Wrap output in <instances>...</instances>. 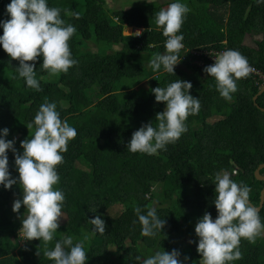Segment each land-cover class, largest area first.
Returning <instances> with one entry per match:
<instances>
[{
	"label": "trees",
	"instance_id": "1",
	"mask_svg": "<svg viewBox=\"0 0 264 264\" xmlns=\"http://www.w3.org/2000/svg\"><path fill=\"white\" fill-rule=\"evenodd\" d=\"M108 1L114 0H48L50 7L61 10L66 24L76 28L68 43L77 63L66 73L40 80L41 91L26 85L16 71L19 61L0 46V129L10 130L7 139H14L22 153L20 142L31 138L26 124L46 100L56 102L61 119L77 130L57 165L60 180L54 188L64 193V217L52 241L23 240L19 217L25 208L19 214L12 210L14 200L23 198L22 187L0 186V264H54L43 252L67 235L74 242L90 236L85 241L86 264H143L157 251L173 249L181 253L183 264H199L197 243L190 241L198 242L195 225L206 211L217 216L212 203L216 173L227 171L234 181L248 185L250 201L260 204L264 181L256 178L255 170L264 163V111L253 99L261 89L253 75L238 79V90L226 100L215 79L203 71L206 66L182 59L187 55L183 49L176 75L162 67L153 72L148 62L165 52L166 40L154 13L164 6L145 1L118 9L109 7ZM10 2L0 0V20L10 19L6 13ZM182 2L191 9L181 28L186 48L237 50L264 71V3ZM128 27L142 31L127 35ZM248 35L261 39L249 46ZM28 63H35L38 80L48 77L42 57ZM178 79L191 82L190 94L200 100L198 112L186 120L187 132L156 155L127 151L132 133L145 123L156 126V114L165 108L150 89ZM257 103L264 108V92ZM8 157L9 170L18 177L11 150ZM137 206L145 214L156 207L166 221L162 234L141 235ZM96 216L104 219L106 229L93 236L89 219ZM260 217L264 222V205ZM239 250L240 259L230 264H264V233L255 242L242 238Z\"/></svg>",
	"mask_w": 264,
	"mask_h": 264
},
{
	"label": "clouds",
	"instance_id": "2",
	"mask_svg": "<svg viewBox=\"0 0 264 264\" xmlns=\"http://www.w3.org/2000/svg\"><path fill=\"white\" fill-rule=\"evenodd\" d=\"M256 2L264 3V0ZM147 3L155 4L156 0H147ZM190 11L182 0H171L166 8L154 13L155 24L162 29L166 40L165 52L154 54L148 62L153 72H158L162 67L165 72L175 74V66L181 60L179 52L184 47L181 28ZM60 12L59 8L50 7L48 0H11L6 5L10 19L0 20V28L3 29L0 46L13 60L19 61L16 67L19 77L29 88L37 91L42 90L40 80L66 73L77 63L68 43L76 28L66 24ZM39 57L43 58L41 66L48 77L41 76L38 80L35 63L28 62L36 61ZM214 57V63L203 71L215 79L220 96L231 100L232 94L238 90L236 81L247 77L251 71L248 60L233 49ZM192 87L191 82L178 79L166 87L151 88L156 102H163L165 108L156 114V126L152 122L145 123L132 133L127 151L156 155L186 133L188 116L196 114L200 107L199 98L190 94ZM26 126L31 138L20 142L22 153L15 147L14 139H7L10 130L0 129V186L8 190L16 184L22 187L23 198L14 200L12 205L13 212L18 214L22 206L25 208L24 214L19 217L22 223L19 235L25 241L40 240L47 244L53 240L60 226V218L64 217V193L54 188L60 180L57 165L63 161L62 153L67 151L69 141L77 136V130L67 120L61 119L56 102L47 100L39 106L33 121ZM9 150L15 156L18 177H13L9 170ZM214 184L212 203L217 216L214 219L206 211L195 225L198 242H190L197 243V252L201 256L199 264H230L241 257V239L255 242L264 233V222L259 208L250 203L251 188L248 185L242 181L237 183L227 171L216 173ZM134 211L141 225L142 236L162 234L166 221L158 216L156 207H149L146 214L139 206ZM89 221L93 225L91 235L105 232L106 223L100 216ZM88 239L90 236L85 235L74 242L73 236H64L53 249L44 251L43 256L54 264H86L85 241ZM180 256L176 249L157 251L143 264H183Z\"/></svg>",
	"mask_w": 264,
	"mask_h": 264
},
{
	"label": "built area",
	"instance_id": "3",
	"mask_svg": "<svg viewBox=\"0 0 264 264\" xmlns=\"http://www.w3.org/2000/svg\"><path fill=\"white\" fill-rule=\"evenodd\" d=\"M141 31H142L141 28H135V33L133 34L139 35ZM182 49L185 51V54H187L184 55L182 59L192 61L194 64L201 67L212 65L215 60L214 56L222 53L225 50H228L226 48L218 49V48H207V47L188 49L185 47V45ZM249 66L251 68L249 74L253 75L256 85H260L261 87L264 86V71H262L261 69L257 68L254 65L249 64Z\"/></svg>",
	"mask_w": 264,
	"mask_h": 264
},
{
	"label": "rangeland",
	"instance_id": "4",
	"mask_svg": "<svg viewBox=\"0 0 264 264\" xmlns=\"http://www.w3.org/2000/svg\"><path fill=\"white\" fill-rule=\"evenodd\" d=\"M147 0H114V1H108V6L111 8H118V9H126L133 6H137L141 4L142 2H145ZM157 2L161 3L164 8L168 6V3L171 2V0H156ZM125 33L127 35H131L135 33V28L128 27L125 29ZM259 37L261 39V36H248L246 39L247 44H251L252 46H255V38ZM94 45V44H93ZM157 205V204H155ZM61 221V218H60Z\"/></svg>",
	"mask_w": 264,
	"mask_h": 264
},
{
	"label": "water",
	"instance_id": "5",
	"mask_svg": "<svg viewBox=\"0 0 264 264\" xmlns=\"http://www.w3.org/2000/svg\"><path fill=\"white\" fill-rule=\"evenodd\" d=\"M249 36V35H248ZM248 36H246V38H245V44H247L246 43V39H247V37ZM247 45H249V46H252L251 44H247ZM264 92V86H262L261 87V89L259 90V92L254 96V102H255V104L262 110V111H264V108H262V107H260L259 106V104L257 103V99H258V97L262 94ZM264 168V163H262V164H260L259 166H258V168L255 170V176H256V178L257 179H259V180H262V181H264V175L263 174H261V170ZM250 203L252 204V205H254L251 201H250ZM263 205H264V187H263V189H262V191H261V195H260V204H259V206H255V207H257V208H259V211L261 210V208L263 207Z\"/></svg>",
	"mask_w": 264,
	"mask_h": 264
}]
</instances>
